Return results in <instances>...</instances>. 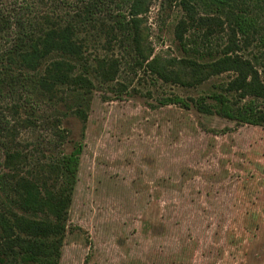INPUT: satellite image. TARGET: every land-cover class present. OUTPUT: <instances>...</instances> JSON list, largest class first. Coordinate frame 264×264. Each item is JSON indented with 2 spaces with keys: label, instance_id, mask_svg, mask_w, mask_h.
<instances>
[{
  "label": "rangeland",
  "instance_id": "obj_1",
  "mask_svg": "<svg viewBox=\"0 0 264 264\" xmlns=\"http://www.w3.org/2000/svg\"><path fill=\"white\" fill-rule=\"evenodd\" d=\"M131 5L0 0V9L16 8L34 25L45 17L71 23L86 46L80 71L88 70L91 90L65 89L53 100L31 92L0 97V125L15 127L23 174L71 196L60 264H264V126L165 106L168 98L193 105L223 93L234 75L195 88L159 79L135 48ZM145 6L144 55L165 63L185 57L175 39L184 17L180 0ZM244 54L264 68L259 48ZM100 64L113 65L112 81L102 78ZM231 98L238 106L250 101ZM74 142L84 149L71 185L53 163Z\"/></svg>",
  "mask_w": 264,
  "mask_h": 264
},
{
  "label": "trees",
  "instance_id": "obj_2",
  "mask_svg": "<svg viewBox=\"0 0 264 264\" xmlns=\"http://www.w3.org/2000/svg\"><path fill=\"white\" fill-rule=\"evenodd\" d=\"M129 1L135 48L159 79L195 88L213 77L234 75L223 93L200 98L193 105L168 98L165 106L194 107L206 117L264 126V68L258 66L257 58L244 54L256 47L264 57V0H180L184 17L176 26L175 39L185 57L167 63L159 56L152 59V52L144 55L139 28L140 17L148 10L145 0ZM15 9H0V97L31 92L38 99L53 100L65 89L91 90L88 70L80 71L85 67L86 46L78 38L79 30L71 23H52L48 17L34 25ZM104 66H99L102 78L112 81L113 65ZM232 95L250 101L238 106L233 104ZM66 108L60 109L68 113ZM30 116L32 119L33 112ZM31 119L22 123H31ZM9 127L0 125V264H60L71 196L67 190L55 192L47 187L39 175L23 174L21 153L13 147L15 127ZM83 149L81 142H74L70 153L54 160L53 165L71 185L76 181Z\"/></svg>",
  "mask_w": 264,
  "mask_h": 264
}]
</instances>
